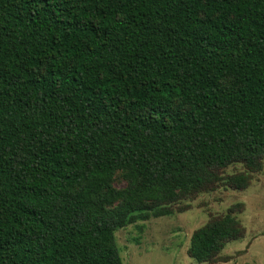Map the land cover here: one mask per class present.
<instances>
[{
  "label": "trees",
  "instance_id": "16d2710c",
  "mask_svg": "<svg viewBox=\"0 0 264 264\" xmlns=\"http://www.w3.org/2000/svg\"><path fill=\"white\" fill-rule=\"evenodd\" d=\"M263 170L264 0H0V264H123L117 230Z\"/></svg>",
  "mask_w": 264,
  "mask_h": 264
},
{
  "label": "rangeland",
  "instance_id": "374dc122",
  "mask_svg": "<svg viewBox=\"0 0 264 264\" xmlns=\"http://www.w3.org/2000/svg\"><path fill=\"white\" fill-rule=\"evenodd\" d=\"M233 80H224L231 85ZM180 106V100H177ZM245 171L242 164L229 166L224 175ZM123 173L118 172L111 187L125 186ZM190 204L184 212L139 220L116 231V241L123 264H208L199 263L189 256L193 232L204 226L210 218L225 214L237 203L245 207L238 218L246 227V236L230 242L222 254L231 259L215 264H264V170L253 174L245 190L221 186L212 192H203L195 198L181 201Z\"/></svg>",
  "mask_w": 264,
  "mask_h": 264
}]
</instances>
